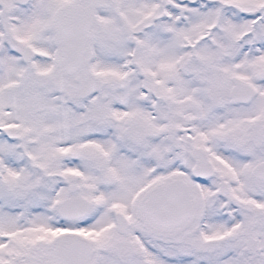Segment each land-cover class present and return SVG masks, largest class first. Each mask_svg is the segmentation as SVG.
Listing matches in <instances>:
<instances>
[{
	"label": "snow or ice",
	"instance_id": "snow-or-ice-1",
	"mask_svg": "<svg viewBox=\"0 0 264 264\" xmlns=\"http://www.w3.org/2000/svg\"><path fill=\"white\" fill-rule=\"evenodd\" d=\"M0 264H264V0H0Z\"/></svg>",
	"mask_w": 264,
	"mask_h": 264
}]
</instances>
